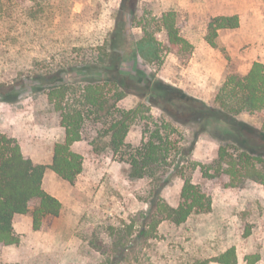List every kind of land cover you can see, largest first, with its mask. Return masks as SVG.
Segmentation results:
<instances>
[{"label": "rangeland", "instance_id": "1", "mask_svg": "<svg viewBox=\"0 0 264 264\" xmlns=\"http://www.w3.org/2000/svg\"><path fill=\"white\" fill-rule=\"evenodd\" d=\"M120 4L0 0V84L14 82L21 72L87 61L114 30ZM169 13L180 35L192 44L191 52L180 55L169 49L160 20ZM220 16H237L238 27L219 30L211 47L205 40L208 26ZM133 23L124 25L122 69L136 79L156 78L208 104L227 76L245 75L255 62L264 64V0H139ZM140 23L158 40V61L144 60L135 50L143 35ZM140 103L149 112L130 128L126 143L132 147L141 143L146 124L153 129L165 118L159 108L134 95L118 107L129 110ZM239 118L264 128V113ZM175 129L173 139L180 147L192 148V159L208 163L216 158L215 141L205 136L195 140L187 128ZM0 131L18 141L26 158L46 166L55 143L64 137L46 97L29 92L16 104L0 102ZM73 149L83 156V171L73 185L49 168L43 177L44 190L63 205L60 215L45 219L38 231L32 228L31 213L16 217L13 227L20 242L0 246V264H217L213 259L231 247L237 264H264L262 185L248 181L229 187L223 178L207 180L198 169L187 168L193 182L210 196L211 211L192 215L180 226L164 221L140 236L144 224L138 217L148 210L144 200L149 181L130 180L128 163L108 150L96 154L86 141ZM182 186L183 180L174 177L164 189L162 198L169 206L179 205Z\"/></svg>", "mask_w": 264, "mask_h": 264}, {"label": "trees", "instance_id": "2", "mask_svg": "<svg viewBox=\"0 0 264 264\" xmlns=\"http://www.w3.org/2000/svg\"><path fill=\"white\" fill-rule=\"evenodd\" d=\"M138 2L121 0L114 30L87 61L58 64L46 71L21 72L14 82L0 84V102L7 104H16L27 92L44 95L64 131L63 140L53 147L48 166L34 164L23 155L15 138L0 131V246L19 244L13 227L16 217L31 213L32 228L38 231L45 219L60 215L62 203L42 186L45 170L49 168L73 185L83 171V156L73 147L83 141L96 154L108 150L128 163L130 180L149 181L144 200L148 210L138 217L144 224L140 236L146 234L145 228L155 231L164 221L180 226L192 215L211 211L210 196L193 182L187 168L192 172L198 169L207 180L223 178L229 187H241L248 181L264 187V128L239 118L244 113H264V64L255 62L245 75L227 76L217 89L213 104L153 77L136 79L122 69L120 44L126 36L124 25L134 24ZM160 20L169 49L180 55L191 52L192 44L180 35L174 16L169 13ZM137 26L143 32L135 43L137 54L144 60L158 61V40L146 25ZM237 27V16L216 17L208 26L205 40L213 47L219 30ZM129 95L146 100L165 116L153 129L146 124L143 139L135 147L127 144L126 138L137 117L149 109L142 103L129 110L119 108L118 103ZM176 126L187 128L195 140L205 136L215 141L216 158L208 163L192 159V148L180 147L173 139ZM174 177L183 180L180 203L175 208L162 198ZM213 261L237 264L235 248L227 249Z\"/></svg>", "mask_w": 264, "mask_h": 264}, {"label": "crops", "instance_id": "3", "mask_svg": "<svg viewBox=\"0 0 264 264\" xmlns=\"http://www.w3.org/2000/svg\"><path fill=\"white\" fill-rule=\"evenodd\" d=\"M56 198V197H55ZM23 216V215H22ZM19 227H20V229H22V227H21V225L20 224H18V231H19ZM14 228H16V225L14 224ZM16 230H17V228H16ZM20 233H22L21 231H20ZM22 238H23V236H21ZM8 247H11V246H8Z\"/></svg>", "mask_w": 264, "mask_h": 264}]
</instances>
